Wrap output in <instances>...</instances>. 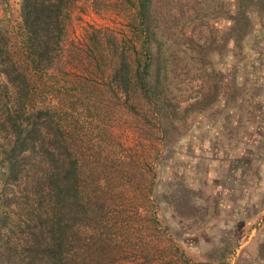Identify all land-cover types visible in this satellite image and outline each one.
Listing matches in <instances>:
<instances>
[{
  "label": "trees",
  "instance_id": "16d2710c",
  "mask_svg": "<svg viewBox=\"0 0 264 264\" xmlns=\"http://www.w3.org/2000/svg\"><path fill=\"white\" fill-rule=\"evenodd\" d=\"M97 1L91 3L95 12ZM77 2L20 0L14 9L0 0V264H113L110 238L98 234L114 207L111 181L124 172L109 166L107 121L135 123L132 132L156 155L159 147L181 151L189 115L202 119L205 129L210 113L215 121L208 124L231 133L236 126L217 118L225 112L241 117L243 99L231 80L242 70L250 120L264 122V106L257 105L264 99V0H222L211 15L202 12L204 0H116L122 30H92L81 45L68 38ZM217 21L225 22L221 30L213 26ZM197 28L206 33L195 38ZM181 63L210 77L207 88H215L223 105L218 98L206 112L207 92L184 105L175 102L171 91ZM82 116L105 119L94 139L80 134ZM147 187L150 208L156 207L160 199L152 183ZM164 189L168 209L190 216L187 186L172 180ZM147 216L143 234L135 228L126 243L134 256L155 264L161 222ZM118 231L121 243L128 231L122 225ZM166 237L165 254L178 253L174 235ZM220 243L205 262L181 263L228 264L239 239L232 234ZM257 258L264 263V240Z\"/></svg>",
  "mask_w": 264,
  "mask_h": 264
},
{
  "label": "rangeland",
  "instance_id": "374dc122",
  "mask_svg": "<svg viewBox=\"0 0 264 264\" xmlns=\"http://www.w3.org/2000/svg\"><path fill=\"white\" fill-rule=\"evenodd\" d=\"M115 1L98 0L99 8L95 12L94 7H91L92 0H78L72 9L68 26L69 40L81 45L92 30L121 31L125 24L113 13ZM221 1L204 0L202 12L206 15L213 14L220 8ZM8 2L12 8L18 9L20 0ZM224 25V21L213 22L216 29L221 30ZM199 31L206 33L203 28H197L195 38ZM248 57L254 60L256 54L251 51ZM71 73L78 75L79 71ZM176 75L175 87L171 91V98L175 102L184 105L201 98L207 92L204 103L206 112L218 104V98L219 104L223 105L222 98L214 95L215 88H207L212 84L210 77L202 76L203 73L197 67L189 64V69H186L181 63L180 69L178 64ZM85 76L87 78L88 74ZM245 78L246 72L238 70L231 80L234 88L240 90V97L243 99L241 117L234 118L236 116L232 115L233 112L231 115L225 112L222 113L223 118H217L236 126L235 131H220L217 126L208 124L211 118H215L210 113H207L208 117L204 121L205 129L202 119L189 115V130L184 136L187 138L181 142L180 152L172 151V148L161 151L159 147L156 155L148 141H140L139 136L132 132L135 123L127 122L121 117L106 122L110 132L109 166L124 172L122 175H115L116 178L111 181L110 200H115L114 207L110 211V219L106 220V229L98 234L99 237L110 238L113 264H146L139 253L134 256L131 244L127 246L126 241L131 242L135 228L140 229L139 235L143 234L148 214L153 221L157 218L161 222L158 226L159 244L155 256L158 259L155 264H182L183 259L193 263L205 262L204 255L219 247L221 240L232 234L238 237L240 246L230 257L228 264H264L257 258L259 244L264 240V122L262 119L258 125L257 121L250 120L248 112L251 108V94ZM257 101L255 99V103ZM263 101H258L257 105L264 106ZM81 119L83 129L80 134L84 137L94 139L97 131L105 126V119L101 121L94 116H82ZM212 121L215 119L211 123ZM172 180L189 189L194 210L186 218L172 208L169 210L162 201V197L168 194L164 186ZM151 183L160 199L153 208H150L152 197H148V200L146 198L149 191L147 186ZM121 225L128 232L127 239L119 243L117 239L121 237L118 231ZM162 225H167L166 232L175 237L172 242L178 253L174 255L165 254L168 235L165 238L162 236Z\"/></svg>",
  "mask_w": 264,
  "mask_h": 264
}]
</instances>
